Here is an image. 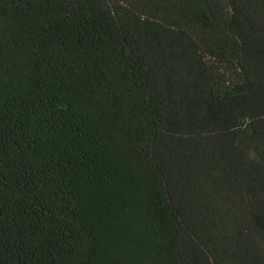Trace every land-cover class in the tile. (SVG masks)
<instances>
[{"label":"trees","instance_id":"1","mask_svg":"<svg viewBox=\"0 0 264 264\" xmlns=\"http://www.w3.org/2000/svg\"><path fill=\"white\" fill-rule=\"evenodd\" d=\"M0 264H264V0H0Z\"/></svg>","mask_w":264,"mask_h":264}]
</instances>
